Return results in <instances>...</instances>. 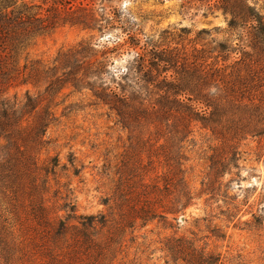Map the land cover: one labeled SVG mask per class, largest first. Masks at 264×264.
<instances>
[{
  "label": "rangeland",
  "instance_id": "1",
  "mask_svg": "<svg viewBox=\"0 0 264 264\" xmlns=\"http://www.w3.org/2000/svg\"><path fill=\"white\" fill-rule=\"evenodd\" d=\"M79 2L83 8L77 15L91 28L67 23L40 35L28 50L29 58L51 67L61 53L85 41L91 47L87 62H101L96 85L108 93L113 89L127 94L131 103L137 98V105L148 106L163 95L156 87L162 79L156 78V70L151 74L153 84L140 74L138 54L147 53V59L151 51L173 56L167 71L161 65L163 76L171 80L181 66H194L203 47L214 51L220 42L230 46L226 61L216 57L218 52L206 54L211 56L207 63L218 68L241 59L242 47L252 52L250 24L231 28L232 14L218 0H75L76 5ZM248 3L264 18V0ZM202 29L210 33L202 34ZM216 78L229 98L246 89V96L264 105L263 59L229 67ZM239 79H246L248 86ZM45 87L44 81L39 86L18 83L3 87L2 93L22 104L27 92L32 94L40 103L32 118L46 107L56 114L46 128L38 172L40 182L47 181L45 198L52 215L63 209L58 214L76 230L82 228L84 216H97L87 231L96 236L100 254L83 256L79 264H189L183 255L178 258L168 251L172 239L184 240L196 255L220 264H264V135L224 141L201 122H193L183 143L185 158L178 165L182 171L167 186L170 175L163 145L174 133L172 122L181 125L180 114L172 112L170 122L169 114L156 118L136 112L132 119L129 107L123 120L90 89L67 85L51 96ZM231 151L239 152L236 165L229 162ZM185 187L191 193L182 208ZM67 196L76 204L74 211L63 207ZM141 207L157 216L151 213L141 219ZM172 209L174 213H168ZM1 213L14 232L13 256L7 264H65L64 252L74 245L71 234L76 230L70 228L67 238L54 242L52 232L42 233L27 208L15 210L5 200ZM52 251L60 254L53 259ZM5 263L0 254V264Z\"/></svg>",
  "mask_w": 264,
  "mask_h": 264
},
{
  "label": "trees",
  "instance_id": "2",
  "mask_svg": "<svg viewBox=\"0 0 264 264\" xmlns=\"http://www.w3.org/2000/svg\"><path fill=\"white\" fill-rule=\"evenodd\" d=\"M218 2L225 11L232 14L229 21L231 28L250 24L247 36L250 38L252 52L242 47L241 59L234 64L218 68L207 63V58L211 56L206 58V54L218 52L216 57L222 56L223 61H226L228 57L225 54L230 51V46L220 42L214 51H208L203 47L198 50V57L192 62L194 66L192 68L181 66L177 72L178 76L171 80L162 73L168 70L169 65H173V56L151 51V58L147 59V53L138 54L137 69L140 74L143 72L146 78L149 77V84L156 81L151 75L154 70L157 71L156 78L162 77L156 85L163 92L161 99L149 102L148 106L144 107L146 102L137 105V98H132L131 103V98L127 94H120L113 89L108 93L96 85L101 62H87L86 53L91 47L85 41L61 53L56 59L57 64L51 67L40 60L29 58L28 50L40 35L53 32L67 23L83 24L84 28H91L87 19L77 15L83 8L82 2L76 5L75 0H44L43 4H35L33 1L28 3L25 0H0V140L3 141L0 145V254L5 264L11 260L14 250L12 238L10 239L14 232L9 231L7 219L3 218L4 215L1 213L5 200L15 210L19 207L25 210L27 208L42 233L52 232L54 242L67 238L73 226L64 220V215L58 214L63 209L54 215L51 214L45 198L48 191L47 181L40 182L38 172V155L45 146L46 128L55 119V112L51 107H46L32 118L40 105L37 99L27 92L26 101L23 104L18 103L3 95V87L18 83L39 86L44 81L45 92L51 96L67 85L78 90L90 89L97 99L115 109L123 120L127 119L129 107H132V119L136 112L145 117L153 114L156 118L169 114L166 120L170 122L172 112L180 114L181 125L172 122L174 133L163 145L162 156L170 175L167 186L172 183L178 172L182 171L178 165L181 164L179 161L185 158L183 143L191 133L193 122H201L205 128H210L224 141L264 135V105L254 103V98L246 96V89L240 90L239 95H232L233 98H229L228 91L220 87L216 78L220 72H227L229 67L239 64L248 66L264 60V18L248 0H235L234 3L233 0ZM200 33L209 34L210 30L202 29ZM146 62H149V65H146ZM243 80L246 79H239V83L246 88L248 82ZM231 153L233 156L229 162L236 165L239 152ZM45 171L50 173V168H46ZM190 193L186 187L182 191L180 200L182 208L189 204ZM69 199L67 196L63 207L74 211L76 204ZM26 201L28 204H25ZM138 213L143 220L151 213L153 218L157 216L155 211L145 207H141ZM168 213H174V210H169ZM160 217L165 218L163 215ZM96 218L94 215L84 216L82 228L78 230L73 228L76 230V233L71 234L74 245L68 246L70 250L64 252L67 259L65 264H79L78 260L83 256L90 259L96 252L100 254L96 236L87 231L88 226L93 225ZM254 218L258 219L255 214ZM184 243L182 239H172L166 248L174 256L179 255L178 258L183 255V260L189 264H220L218 260H212V257L196 255V249ZM50 253L53 259L60 254H54L53 251Z\"/></svg>",
  "mask_w": 264,
  "mask_h": 264
}]
</instances>
